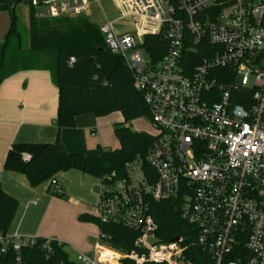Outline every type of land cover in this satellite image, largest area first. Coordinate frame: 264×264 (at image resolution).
Segmentation results:
<instances>
[{"label": "built area", "instance_id": "1", "mask_svg": "<svg viewBox=\"0 0 264 264\" xmlns=\"http://www.w3.org/2000/svg\"><path fill=\"white\" fill-rule=\"evenodd\" d=\"M113 1L119 15L105 18L99 31L149 110L155 132L146 162L153 177L135 166L138 180L129 174L99 181L96 218L135 232L134 251L121 254L99 236L92 254L75 253V262L192 264L183 237L157 238L151 200L178 204L176 214L213 264H264V0ZM90 5L57 1L36 17H84ZM151 37L166 42L157 61L145 50ZM49 186L62 194L55 178ZM35 243L0 235V253L11 248L14 264H23L21 249Z\"/></svg>", "mask_w": 264, "mask_h": 264}, {"label": "trees", "instance_id": "2", "mask_svg": "<svg viewBox=\"0 0 264 264\" xmlns=\"http://www.w3.org/2000/svg\"><path fill=\"white\" fill-rule=\"evenodd\" d=\"M15 0H0V12L9 15L10 26L0 49V85L10 76L25 71L50 73L57 90V134L52 144L12 145L3 163V170L23 175L31 188L48 184L59 173L75 170L102 183L128 179L130 167L139 166L148 177L153 172L146 162L151 145L150 135L135 132L127 125L138 119L149 120V110L142 95L132 86V74L123 60L106 47L99 26L84 17L38 18L35 7L28 6L27 26L20 21L13 7ZM22 30V31H21ZM24 32L27 41L22 40ZM147 53L157 61L165 51V39L146 38ZM156 46L155 50H151ZM193 54V52H192ZM70 60L73 63L70 64ZM118 113L123 122L113 126L119 144L116 150H100L98 157L68 154L58 140L61 129H72L77 117L96 118ZM30 157L28 162L22 155ZM50 190V189H49ZM52 196L62 198L50 191ZM18 204L0 187V235L4 236L14 223ZM178 204L172 201H148V212L157 226L156 236L163 242L183 237L186 258L192 264H213L195 244L193 229L176 214ZM80 222L94 224L103 243L121 254L134 251L137 234L119 225L101 224L97 218L81 215ZM46 239L36 238L33 247L20 251L23 264H77L65 251V245L51 240L49 251L43 249ZM16 253L7 248L0 253V264H14ZM122 264H134L123 260ZM153 264V263H148Z\"/></svg>", "mask_w": 264, "mask_h": 264}, {"label": "crops", "instance_id": "3", "mask_svg": "<svg viewBox=\"0 0 264 264\" xmlns=\"http://www.w3.org/2000/svg\"><path fill=\"white\" fill-rule=\"evenodd\" d=\"M35 14L42 13L35 9ZM9 26L8 13L0 12V49ZM56 113L57 90L50 73L18 72L1 83L0 187L18 204L14 223L6 235L53 240L70 245L76 253L90 256L99 230L96 225L80 222L78 218L81 215L96 218L99 180L75 170L59 173L55 179L62 188L63 196L58 198L50 194L53 188L47 183L34 189L23 175L3 170L12 145L55 142ZM122 122L118 113L101 118L80 116L75 119L72 129L58 132V140L68 154L95 158L100 150L118 149L113 126ZM66 222L77 223L75 229L84 235L76 237L74 232L65 228Z\"/></svg>", "mask_w": 264, "mask_h": 264}, {"label": "rangeland", "instance_id": "4", "mask_svg": "<svg viewBox=\"0 0 264 264\" xmlns=\"http://www.w3.org/2000/svg\"><path fill=\"white\" fill-rule=\"evenodd\" d=\"M62 1H65V0H59V2H62ZM84 1H87L89 4H91L89 12L88 14H86L85 18L99 27L103 24L105 18L109 20H113L117 18L119 15V10L115 6V3L113 0H99V5L95 3V0H84ZM49 7L50 6H38V7H35V9H38L40 13H46ZM15 13L17 15L18 20L20 21V26L22 27L27 26L28 6H25L23 4L17 5ZM119 24H121V26H124L125 30L127 31L133 30V25L128 21H123V22H120ZM22 40L24 43L27 41V38L24 32L22 33ZM251 85H252V80L250 79L249 86ZM127 126L135 132H139V133L142 132L148 135H153L155 132L151 122L146 119H138L132 124H128ZM118 148H119V145H118ZM129 174L131 178L135 180L139 179V173L135 170V165L130 167ZM75 225H77V223L75 224V222L73 223L66 222L65 228L74 232L76 237L83 236L84 235L83 232L75 229ZM73 229H75L76 231ZM65 246H66L65 251L69 254L70 259L75 262L76 251L71 249L70 245L69 246L65 245Z\"/></svg>", "mask_w": 264, "mask_h": 264}, {"label": "water", "instance_id": "5", "mask_svg": "<svg viewBox=\"0 0 264 264\" xmlns=\"http://www.w3.org/2000/svg\"><path fill=\"white\" fill-rule=\"evenodd\" d=\"M57 1L59 0H15L12 6L15 7L16 5L19 4H23L25 6H33V7L50 6ZM174 240L177 241L178 239L176 238Z\"/></svg>", "mask_w": 264, "mask_h": 264}]
</instances>
